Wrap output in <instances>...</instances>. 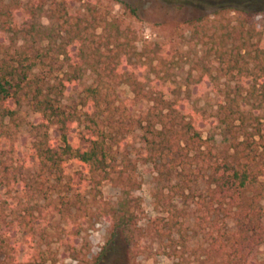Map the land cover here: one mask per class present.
<instances>
[{"label":"trees","instance_id":"16d2710c","mask_svg":"<svg viewBox=\"0 0 264 264\" xmlns=\"http://www.w3.org/2000/svg\"><path fill=\"white\" fill-rule=\"evenodd\" d=\"M62 1L45 7L0 0V264H22L24 248L34 244V230L46 223L47 214L70 222L78 198L99 191L103 182L119 187L121 199L112 206L113 215L101 216L123 223L138 162L153 165L167 182H182L183 190L203 180L204 191L193 193L195 222L208 226L214 263L254 264V252L264 246V117L252 122L244 107L264 108V25L252 50L233 53L224 49L230 33L207 34L208 16L187 22L199 40L209 37L223 76L243 82L220 103L234 152L217 157L185 96L213 75L191 71L183 85L176 84L159 43L93 15L89 7L75 16L70 0ZM180 1L214 8L211 16H264V0ZM44 12L48 25L40 21ZM123 85L132 99L120 95ZM73 93L78 101L68 104ZM135 133L143 150L133 158L122 150ZM168 213L167 221L156 222L159 240L173 241L182 224L178 219L186 217L184 209ZM220 217L233 223L230 235L222 233Z\"/></svg>","mask_w":264,"mask_h":264},{"label":"rangeland","instance_id":"374dc122","mask_svg":"<svg viewBox=\"0 0 264 264\" xmlns=\"http://www.w3.org/2000/svg\"><path fill=\"white\" fill-rule=\"evenodd\" d=\"M8 1L12 4L23 2L30 6L42 4L54 7V0ZM61 1L55 0L58 3ZM88 7L93 15L97 16L98 13L105 20L113 19L123 27L131 26L146 39L159 43L165 66L170 69V79L176 84L183 85L191 71L195 76L201 72L213 75L212 80L203 86H194L185 96L189 107L195 111L194 116L204 138L210 140L216 156L227 157L233 154L230 140L232 133L223 124L224 114L219 107L226 95L233 94L243 82L223 76L217 58L209 50L212 47L209 37L203 38V42L199 40L187 22L201 15L208 16L205 26L207 34L212 36L216 32L219 35L230 33L229 45L224 49L236 53L242 47L253 49V44L262 36L264 16L247 18L243 14L231 12L211 16L214 8L203 10L185 5L180 0L69 2L70 12L75 16L84 14ZM40 21L44 25L49 24L48 12L42 13ZM246 60L251 61L249 56H246ZM92 82V74L87 72L86 83L90 85ZM185 89L183 88L184 91ZM119 92L123 98H133L132 92L125 85L119 88ZM65 101L73 104L78 101V94L73 93ZM244 109L251 112L252 122L257 117H264V108L257 112L246 105ZM26 119L27 117L23 118L25 121ZM28 127L27 125L24 129ZM238 137L242 140V133ZM128 138L132 139L131 143L122 151L134 158L137 153L142 152L143 143L138 133ZM137 166L133 201L123 223L117 225L115 221L111 222L101 216L103 211L113 215L112 206H116L121 199L119 187L103 182L99 191L92 190L78 198L80 201L73 208L75 214L70 222L57 214H47L46 223L36 226L34 230V244L24 248L25 251L20 256L22 264H215V254L211 253L205 236L208 226H200L195 222L193 193L204 191L205 182H196L192 190H183L182 182H167L160 177L153 165L138 162ZM172 208L184 209L186 217L178 219L182 224L173 232V241L159 240L155 233L156 222L159 218L167 221L168 210ZM16 210L20 211L21 207L17 206ZM219 219L222 233L230 235L233 223L225 224L222 217ZM263 261L264 246L253 254L254 264Z\"/></svg>","mask_w":264,"mask_h":264}]
</instances>
